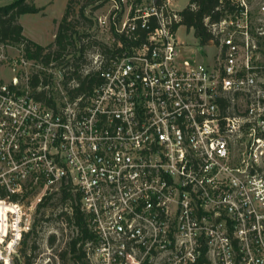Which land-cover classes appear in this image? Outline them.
I'll use <instances>...</instances> for the list:
<instances>
[{
  "label": "built area",
  "instance_id": "2783aa9c",
  "mask_svg": "<svg viewBox=\"0 0 264 264\" xmlns=\"http://www.w3.org/2000/svg\"><path fill=\"white\" fill-rule=\"evenodd\" d=\"M178 1L96 0L95 46L0 54V200L71 190L89 264H264V0H220L207 62Z\"/></svg>",
  "mask_w": 264,
  "mask_h": 264
},
{
  "label": "rangeland",
  "instance_id": "374dc122",
  "mask_svg": "<svg viewBox=\"0 0 264 264\" xmlns=\"http://www.w3.org/2000/svg\"><path fill=\"white\" fill-rule=\"evenodd\" d=\"M11 1L0 0V5ZM33 1L37 5H45H43V10L39 12L40 14L27 13L20 17L22 24L25 26L24 34L32 39L45 41L46 38H50L48 36H50L49 33L53 25L51 20L48 19V15L51 18L60 16L66 0ZM188 3L189 0H179L176 6L182 9ZM82 4L83 2L76 4V9L78 10ZM85 9L86 15L90 19L92 18V22L80 19V23L76 25L75 29L82 34L86 33V36L88 34L92 37V42L89 45L82 38L79 46L84 44L85 47H93L94 41L105 38L96 26L95 16L97 10H93L92 6H88ZM56 22L57 20L54 21V23ZM178 38L185 43V47H181L183 54L190 53L201 62L210 60L214 48L210 45H200L193 29L188 30L185 25L182 26L179 29ZM100 41L105 43L103 40ZM71 50L74 49L70 48ZM2 52L7 57L6 65L24 57L21 45H0V54ZM26 71L30 74L34 72V65H31L29 70ZM1 75L5 80H10L12 73L4 69ZM53 195L51 199L47 200L45 206L41 208H39L38 202L33 197L7 201L9 203L0 200V264L26 263L28 260L32 261V264H78L71 253H64L71 239L77 235L75 225L69 222L67 220L68 217L64 214L66 211H70L71 201L61 199L59 193ZM14 204H17L18 207H15ZM20 218L23 224L26 223L29 226L28 230L22 232L21 238ZM34 225V232L24 242V233L30 231Z\"/></svg>",
  "mask_w": 264,
  "mask_h": 264
},
{
  "label": "trees",
  "instance_id": "16d2710c",
  "mask_svg": "<svg viewBox=\"0 0 264 264\" xmlns=\"http://www.w3.org/2000/svg\"><path fill=\"white\" fill-rule=\"evenodd\" d=\"M96 0H68L65 12L61 18L58 30L53 42L49 45H42L24 34V26L20 22V17L27 13H38L43 7H39L33 0H12L9 3L0 5V45H21L24 51V57L27 60H35L41 57L44 51L45 60L48 61L52 56L59 58L66 53L67 49L84 48L85 45L80 44L83 36L86 33H80L75 29L80 23V19L90 21V17L86 15L85 8L94 4ZM79 2L83 4L77 10L75 5ZM220 0H189L187 6L181 11L182 24L188 30L193 29L194 35L200 45H208L212 38V32L206 24V17H210L213 21L218 20L221 12L218 10ZM97 8L93 7V10ZM93 44H97L94 41ZM88 47V46H87ZM32 87L35 81L31 82ZM50 103V101H48ZM61 199L71 201L70 211L64 214L68 217L67 220L75 225L77 235L71 239L64 253H71L78 264H89L85 251V241L93 237V233L88 226V221L85 213L81 208L79 196L72 194L71 190L66 187L61 188L58 192ZM56 194V193H55ZM54 195L48 196L43 202L39 203V208L45 206L48 199ZM15 201L16 199H12ZM35 230V225L30 231L24 233V242ZM17 264H32L28 260L26 263Z\"/></svg>",
  "mask_w": 264,
  "mask_h": 264
},
{
  "label": "crops",
  "instance_id": "0c3cea01",
  "mask_svg": "<svg viewBox=\"0 0 264 264\" xmlns=\"http://www.w3.org/2000/svg\"><path fill=\"white\" fill-rule=\"evenodd\" d=\"M67 3H68V0H66V2H65V6H64V8H63V11L60 13V16H54V17H50L49 15H48V19H50L51 20V23H53V25H52V27H51V31H50V33H49V35L50 36H48V37H50V38H46V40L45 41H41V40H37V39H33L34 41H36V42H38V43H40V44H42V45H45V44H48V43H50V42H53L54 41V39H55V36H56V33H57V30H58V26H59V22H60V19L63 17V15H64V12H65V9H66V6H67ZM37 5V4H36ZM43 5H45V4H42V5H37V6H39V7H43ZM43 10V9H42ZM41 10V11H42ZM39 13V12H38ZM38 13H33V14H38ZM40 14V13H39ZM55 20H57V22L56 23H54V21ZM20 22H21V20H20ZM22 23V22H21ZM24 26V25H23ZM24 31H25V26H24ZM32 39V38H31ZM47 40H48V43H47Z\"/></svg>",
  "mask_w": 264,
  "mask_h": 264
}]
</instances>
